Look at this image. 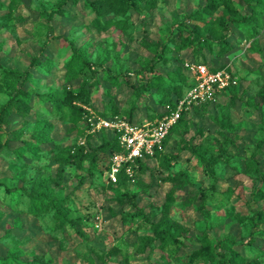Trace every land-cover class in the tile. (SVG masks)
Wrapping results in <instances>:
<instances>
[{
    "label": "rangeland",
    "instance_id": "rangeland-1",
    "mask_svg": "<svg viewBox=\"0 0 264 264\" xmlns=\"http://www.w3.org/2000/svg\"><path fill=\"white\" fill-rule=\"evenodd\" d=\"M97 1L0 0L1 66L32 73L25 86L27 114H11L0 128L7 139L0 150V256L18 252L20 259L12 264H205L193 254L203 240L232 237L244 249L245 264H264V181L253 164L259 161L264 174V0L258 9L237 4L257 21L228 31L233 48L228 55L218 43H205L199 55L192 48L178 56L173 50L169 60L159 62L157 72L167 85L182 69L185 83L176 79L172 88L182 85L184 94L196 82L183 64L193 57L211 69H227L233 82L213 101L188 110L164 149L166 159H151L148 170L111 186L95 151L102 138L88 136L86 120L72 122L71 108L61 104L58 111L48 97L78 90L79 82L68 79L74 49L109 71L98 73L90 85L91 116L104 117L116 106L121 114L134 111L135 122L144 123L164 110L160 92L139 90L153 76L140 74L155 56L152 44L167 41L182 22L203 27L223 8L207 9L209 0H157L153 8L135 0L126 15L98 18L91 4ZM61 2L67 4L59 13ZM37 55L47 67H31ZM13 86L0 68V106L15 93ZM82 141L87 157L64 162L66 154L85 145ZM189 147L203 153L207 163ZM45 179L49 197L74 222L63 224L52 206L40 214L30 210L31 193Z\"/></svg>",
    "mask_w": 264,
    "mask_h": 264
},
{
    "label": "trees",
    "instance_id": "trees-1",
    "mask_svg": "<svg viewBox=\"0 0 264 264\" xmlns=\"http://www.w3.org/2000/svg\"><path fill=\"white\" fill-rule=\"evenodd\" d=\"M12 2L14 4H17L21 2V0H12ZM66 4L67 2H61L57 11L60 13L65 10ZM91 4L95 7L99 18L110 12L126 15L127 12L132 8V6L136 4V1L98 0L96 4H94L93 2ZM146 4L150 8H153L156 6L157 0H146ZM237 4L240 6H244V10H246L247 6H253L258 9L259 7H261V5H263V0H209L207 9L216 11L220 7H222L223 13L215 20L205 22L203 27L198 26L196 28H193L190 27L186 22H182L171 31L170 37L167 41L152 44L154 47L155 56L144 64V66L140 70V74L149 73L153 74V76L149 77L146 83L140 85L141 89L137 87L135 90L139 89L140 91L147 92L152 89H156L161 94L160 101L164 109L168 105L175 107L176 102L184 96L182 85L183 83H185L186 79L184 77L182 69H176V74H178V76L171 79L172 84L167 85L165 76L157 72V66L159 65V62L169 60L167 55L173 50L175 51V55L178 56L181 51L187 48H192L193 53L195 55H199L202 52L205 43L210 46L218 43L220 45L222 54L228 55L233 50V48L230 47V45L227 43L228 31H230L233 27H242L248 25L249 23H256L257 21L255 14H248L246 13V11L242 14L238 9ZM198 17L201 18L202 16L198 15ZM202 20L203 19H199V21ZM97 24L99 25V27H101L100 22H97ZM256 36L257 34L255 33L249 35L250 38ZM178 37L181 38L180 41H178ZM185 60L183 61V64H185ZM191 61L195 62L196 58L193 57V60ZM39 63H41L43 66H48V63L46 61H43L40 55L33 56L31 59V67H35ZM67 65L69 69L68 79L71 81L76 79L79 82L78 90L67 91L64 98L56 99L55 97H52V95H48L49 100L51 101L54 108H58V111L61 110V104H63L64 107H70V120L76 123L80 119L86 120L87 129L89 130L91 127L89 118L92 117L89 111V106L91 105L90 85L92 84V81L97 78L98 73H109V71L104 67L103 64L90 61L78 49H74V54L68 61ZM0 68L2 69L3 76L6 78V80H12L14 82V86L12 88L15 91V93L8 99V101L0 106V128L4 129L7 117L11 114H27L29 110L28 103L30 98L25 92V86L32 73L30 69H27L24 73H21L17 70L9 71L2 68L1 63ZM218 69L219 67H214L213 70ZM180 78L182 79V85H177L172 88L173 84ZM137 94H140V92L137 91ZM56 100H58V102H56ZM112 110V113H106L107 115H104V117L110 118L119 115L128 118L132 122H135V120L133 119L134 111L128 113L124 112V114H121L120 110L116 106H113ZM188 113V111L184 112L179 121L172 127L167 139L164 141L163 150H158L155 157H150L147 160L141 161L139 163V166L137 168L138 174H141L142 172L148 170V162L151 159H156L158 161L166 159L167 153L165 152V150L169 143V139L172 134L178 130L180 125L186 119V115ZM165 114V110L160 113H153V119L162 117ZM87 135H99L102 138L100 145L95 148V151L96 153H101V171L102 175H104V181L106 182L105 171L109 165L110 156L115 152L121 151L118 145L117 135L114 132L107 130H103L97 134H91L88 132ZM6 144L7 139L5 137V134L3 135V137L0 135V150L4 146H6ZM189 149L194 154L198 155L201 160L207 163L206 157L203 153H201L200 151L198 152L194 147H189ZM86 155H88L86 151V144L80 145L74 152H69L68 154H66V160H64V162H81L87 157ZM250 160L253 159L251 158ZM253 164H256L255 173L260 176V179L264 181V174L262 173L263 170L260 167L259 161H253ZM129 179V176L122 174L120 176L119 183L116 185H121L127 182ZM47 185L48 182L46 183L45 179V181L43 180L39 184L36 192L31 193V202L29 205L30 210L35 214H40L41 212L49 209V206H52L53 208H55V212L57 213L58 218L63 222V224L74 222L73 220L68 219L67 211L63 209L55 199H51L49 197V189ZM109 186H111V184H109ZM201 197L203 202L201 210L204 212L206 207L205 192H202ZM131 202L137 208V212L141 213L143 217L148 220L156 230L158 225L152 223L147 214H145L143 210L138 207L137 203L134 200H131ZM252 223H254V226H256L257 224L254 221H252ZM160 236L161 232L157 233V237ZM243 253L244 249H241V246L238 245L237 241L232 237H228L225 240H220L217 243H212L211 241L204 239L201 248L196 249L193 252L194 256L202 257L206 262L205 264H245L246 260L244 259L245 255ZM19 259V253L16 251H11L4 257L0 256V264H12L14 261H19Z\"/></svg>",
    "mask_w": 264,
    "mask_h": 264
},
{
    "label": "built area",
    "instance_id": "built-area-1",
    "mask_svg": "<svg viewBox=\"0 0 264 264\" xmlns=\"http://www.w3.org/2000/svg\"><path fill=\"white\" fill-rule=\"evenodd\" d=\"M186 68L196 78V82L184 96L176 102L175 107L168 105L166 114L144 123L132 122L122 116L90 117L91 134L103 130L112 131L117 135L120 152L110 156L109 165L105 171L106 184L116 185L120 176L125 174L133 177L141 161L155 157L158 150L162 151L172 127L179 121L182 114L198 103L213 101L215 93L228 87L233 82L227 69L213 70L204 63L187 61ZM85 144L84 141L81 142Z\"/></svg>",
    "mask_w": 264,
    "mask_h": 264
}]
</instances>
